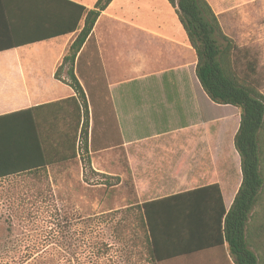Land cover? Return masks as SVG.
I'll list each match as a JSON object with an SVG mask.
<instances>
[{
    "label": "crops",
    "instance_id": "0c3cea01",
    "mask_svg": "<svg viewBox=\"0 0 264 264\" xmlns=\"http://www.w3.org/2000/svg\"><path fill=\"white\" fill-rule=\"evenodd\" d=\"M6 1L13 17L7 19L0 0V127H78L76 158L67 162L77 161L81 175L87 164L110 178L125 170L133 204L215 182L198 185L212 178L198 170L207 95L195 74V51L167 0L156 3L170 9L151 0H112L101 11L73 63L83 99L65 81L66 66L55 76L82 20L73 32L43 38L47 29L69 25L63 9L49 0ZM15 42L23 44L6 48ZM234 194L228 202L223 197L226 207ZM211 253L218 264H233Z\"/></svg>",
    "mask_w": 264,
    "mask_h": 264
},
{
    "label": "trees",
    "instance_id": "16d2710c",
    "mask_svg": "<svg viewBox=\"0 0 264 264\" xmlns=\"http://www.w3.org/2000/svg\"><path fill=\"white\" fill-rule=\"evenodd\" d=\"M2 1L4 14L11 20V7ZM111 1L96 0L86 8L69 0H49L71 20L65 27H50L43 38L73 32L83 22L55 72L60 78L67 67L65 81L80 99L84 94L73 71L74 59ZM167 1L195 51V74L202 90L214 103L239 110L233 145L240 159L241 181L229 207L218 182L128 206L136 223L135 238L144 248L143 260L159 263L210 250L228 255L233 264H264V78L257 61L248 59L245 49L225 33L209 0ZM17 13L21 19L28 14L23 9ZM84 123L79 134L85 138ZM77 135L78 127H25L23 131L0 127V179L45 173L73 161Z\"/></svg>",
    "mask_w": 264,
    "mask_h": 264
},
{
    "label": "rangeland",
    "instance_id": "374dc122",
    "mask_svg": "<svg viewBox=\"0 0 264 264\" xmlns=\"http://www.w3.org/2000/svg\"><path fill=\"white\" fill-rule=\"evenodd\" d=\"M85 1L90 7L95 2ZM209 1L225 33L245 49L248 59L257 61L264 78V0ZM151 42L155 44L153 36ZM205 98L207 124L199 127L207 129L199 132L198 170L212 178L198 185L218 182L228 202L241 181L233 145L239 110ZM120 177L118 184L115 177L97 174L86 165L81 175L76 161L45 173L0 179V264H218L210 250L144 262V248L135 238L136 223L128 207L136 200L132 181L125 170Z\"/></svg>",
    "mask_w": 264,
    "mask_h": 264
}]
</instances>
